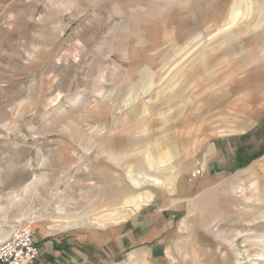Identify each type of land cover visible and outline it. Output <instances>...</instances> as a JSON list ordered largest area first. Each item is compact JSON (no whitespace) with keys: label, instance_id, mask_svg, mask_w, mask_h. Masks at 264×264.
<instances>
[{"label":"rangeland","instance_id":"obj_1","mask_svg":"<svg viewBox=\"0 0 264 264\" xmlns=\"http://www.w3.org/2000/svg\"><path fill=\"white\" fill-rule=\"evenodd\" d=\"M241 2L259 0H0V242L28 228L40 246L47 243L32 264H103L99 248L76 235H86L87 227L98 232L93 220L114 213L99 207L103 193H113L121 181L129 193L167 192L121 226L119 247L109 241L107 264H154L151 251L158 240L173 257L162 254L163 264H264V208L254 197L241 202L245 217L208 221L198 227V240L194 228L202 217L193 206L203 175L233 178L263 163L264 102L247 130L212 141L219 157L205 163V150H198V162L182 174L175 166L179 155L164 165L143 162L132 173L143 182L135 188L129 179L134 158L149 146L126 147L127 139L150 133H127L129 99L157 107L159 93H167L183 63L207 57L203 63L210 64L214 53L227 62L232 47L249 49L245 40L263 30V24L258 26L263 13L242 8V16L230 20V10ZM153 3L158 6L154 11ZM178 8L184 16L173 22ZM209 8L223 9V15L200 22L198 13ZM173 41L183 52L171 58L176 52L168 43ZM151 57L152 67L147 63ZM215 75L224 76L217 85ZM196 81L181 97L191 113L192 104L203 110L206 98L229 84L228 69L209 65ZM171 114L156 118L158 140L173 133L167 134L169 125L162 123ZM207 138H199L198 148ZM180 176L194 181L184 198H176L173 189ZM54 221L68 228L54 231ZM138 222L150 227L133 243ZM156 222L163 224L159 232L153 231ZM172 232L180 237L171 248ZM195 244L202 250L197 256L191 252Z\"/></svg>","mask_w":264,"mask_h":264},{"label":"crops","instance_id":"obj_2","mask_svg":"<svg viewBox=\"0 0 264 264\" xmlns=\"http://www.w3.org/2000/svg\"><path fill=\"white\" fill-rule=\"evenodd\" d=\"M178 3L176 6H182L185 2ZM194 5L196 7H200L201 2H195ZM254 7L256 9H260L263 13L258 25L261 26L263 24V30L261 32H255L246 38L245 45H250L249 49L237 52L232 47L231 51H229L230 57L227 62L226 59H222L220 54L214 53L210 56V64L203 63L207 57L183 63L181 65L180 72L171 76L170 84L166 90L167 93H159V105L157 107L142 104L138 106L134 105L137 97L131 98L127 101L128 104H131V109L129 110V113L126 114L131 118V123L128 126L127 133L142 132L147 129L150 130L149 134L132 137L126 140V147L129 148L137 149L142 143H146L147 146H149L142 156L140 155L139 157L134 158L135 165L132 167L129 179L135 188L141 187L143 183L142 181L136 179V177L132 176V173L139 171L137 170V167H140L139 164L146 162L147 167L164 165L179 155L180 157L177 161L179 165L176 164L175 166L178 167L177 174H182L183 172L191 169L194 164L198 162V158L200 154H202L197 153L198 150H205V153L203 154L205 163L215 160V158L219 157L221 152H217V149L212 141L219 138L239 135L243 131L247 130L252 125V120L261 114L262 102H264V0H259V2L238 3V5L230 10L229 17L230 20L234 21L237 17L242 16V14L240 15L242 8H245L247 11H252L254 10ZM151 8L154 11L158 8V6L153 3L151 4L150 9ZM211 8L198 13L197 18L200 22H202V20L209 15L216 18L223 15V7V9H221L222 11L218 8L210 11ZM163 10H165V7H162L159 12L163 13ZM180 16H184V12L178 8V10L172 14L171 20L173 22L178 21ZM168 45L170 49L176 52L170 56L171 58L183 52L181 47H177L178 45L176 41L169 42ZM154 60L155 57L148 58L147 63L152 67ZM209 65H211V68L226 65L230 82L228 85L222 86L220 93L214 96L213 99L206 98L207 107L203 110L199 111L195 109L196 106L192 104L190 109H192L193 112L191 113L187 108L186 100L181 99V97L187 93L188 85L193 86L196 84V79L202 76V69L207 68ZM151 67L149 68L151 69ZM149 68H147L146 71H148ZM139 75L140 74H138V76ZM221 78H224V76L217 77V75H215L214 82L212 83L217 85V82H221L223 80H221ZM188 81L190 84L187 83ZM168 112H172V114L166 120L162 121V123L169 125L168 128L166 127L165 132L168 134L169 131H172L176 137L172 133L171 135H166L158 140L157 134H155V128L158 126L159 120L156 118L158 116L165 115ZM173 117H177V120L174 121L175 119ZM134 122H137V124H134ZM204 136L208 137L207 141L199 146L200 148H198L199 138ZM116 139L121 140L122 138L119 136ZM111 148H113L112 150L116 149H114V147ZM192 152H196L195 157H191ZM114 159L121 160L123 157H116ZM262 162L263 163L261 165L253 166L247 172L236 174L237 176L235 175V177L240 178L236 180L235 177L225 178L223 176H216L211 178L203 175L201 182L198 183L197 189V193H199L200 196L193 204L196 212L202 217V221L195 224V240H198L199 228L201 226L205 227V225H207L206 223H209L208 221H210V225H212L225 219L229 220L235 217H245V213L248 211L241 209V202L244 203L248 196L249 198L254 197V199L261 204L260 207L264 208V194L256 196V194L251 192L252 183H257L258 190L261 192L264 191V161ZM140 170L143 171L141 168ZM98 171L102 173L103 170ZM190 172H192V170ZM260 172L262 175H260ZM192 174L195 175L196 173L193 171ZM171 176L173 175L171 174ZM103 177L104 176H102V178ZM158 177L163 178V174H158ZM174 177L175 175L173 178ZM168 178L169 177H167V179ZM193 182V180H187L180 176L178 183L173 186L177 195L176 198L189 196ZM115 185L116 188L113 193H103L105 200L99 207L102 208V210H105L103 207L106 209L111 208L114 213L100 214L93 220V225L100 228L98 232H94V230L97 229L87 227L85 230L86 235H83V233L76 235V240L86 244L90 243L99 248L101 254L105 255L103 264H107V247L109 241L110 243L115 242L116 248L119 247L118 242L120 239L118 233L121 230V226L130 217L136 215L137 212L139 213L143 207L149 205L153 199H158V197H161L167 192L142 191L139 193H129L121 181H118ZM261 211H263L264 214V209ZM110 225H112L114 229H111L112 227ZM141 225V222H138L131 233L133 243L137 242V240L139 241L138 238L140 237V231L143 232L149 230L150 225L147 224L142 228ZM180 225V223L177 224V228L175 230L179 231ZM161 226H163L162 223L156 222L153 231L159 232V230H161ZM54 231L57 230L54 229ZM171 237L172 242H167V244L172 248L178 245L176 240L180 237V235L177 232H172ZM160 241L162 242V240H158L155 244H153V250L151 251L150 261L154 264L164 263V257L162 254L165 252L168 258H173L170 251L164 249V243H161ZM46 244L47 243H43L42 246L39 245L42 253L45 252ZM197 246L198 245L196 244L193 245L191 250L193 256H197L199 253H202V250H200Z\"/></svg>","mask_w":264,"mask_h":264},{"label":"built area","instance_id":"obj_3","mask_svg":"<svg viewBox=\"0 0 264 264\" xmlns=\"http://www.w3.org/2000/svg\"><path fill=\"white\" fill-rule=\"evenodd\" d=\"M42 250L32 231L22 228L0 242V264H32Z\"/></svg>","mask_w":264,"mask_h":264},{"label":"bare ground","instance_id":"obj_4","mask_svg":"<svg viewBox=\"0 0 264 264\" xmlns=\"http://www.w3.org/2000/svg\"><path fill=\"white\" fill-rule=\"evenodd\" d=\"M255 58V57H254ZM195 139V138H194ZM189 141V140H188ZM186 142H187V139H186ZM190 144V143H189ZM251 192L253 193V194H256V196H260V194H264V191H259L258 190V185H257V183H252L251 184ZM258 192V193H257ZM136 207V206H135ZM56 224H57V228H56V230H61V231H63L64 229H66V228H68V225H67V227L66 226H61L60 224H59V222L58 221H54Z\"/></svg>","mask_w":264,"mask_h":264}]
</instances>
